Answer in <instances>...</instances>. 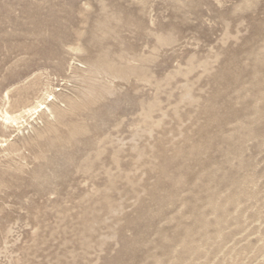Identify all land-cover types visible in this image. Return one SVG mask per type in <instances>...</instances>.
Instances as JSON below:
<instances>
[{
    "label": "rangeland",
    "instance_id": "1",
    "mask_svg": "<svg viewBox=\"0 0 264 264\" xmlns=\"http://www.w3.org/2000/svg\"><path fill=\"white\" fill-rule=\"evenodd\" d=\"M0 264H264V0H0Z\"/></svg>",
    "mask_w": 264,
    "mask_h": 264
},
{
    "label": "bare ground",
    "instance_id": "2",
    "mask_svg": "<svg viewBox=\"0 0 264 264\" xmlns=\"http://www.w3.org/2000/svg\"><path fill=\"white\" fill-rule=\"evenodd\" d=\"M5 120H7V119L5 118Z\"/></svg>",
    "mask_w": 264,
    "mask_h": 264
}]
</instances>
